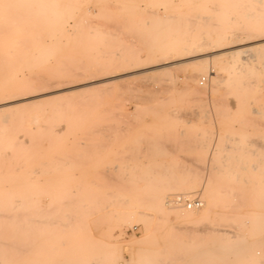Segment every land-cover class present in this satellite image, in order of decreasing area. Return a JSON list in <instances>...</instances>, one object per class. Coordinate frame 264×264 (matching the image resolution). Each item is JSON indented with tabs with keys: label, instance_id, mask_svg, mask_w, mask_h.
Returning a JSON list of instances; mask_svg holds the SVG:
<instances>
[{
	"label": "rangeland",
	"instance_id": "1",
	"mask_svg": "<svg viewBox=\"0 0 264 264\" xmlns=\"http://www.w3.org/2000/svg\"><path fill=\"white\" fill-rule=\"evenodd\" d=\"M52 2L60 16L30 12L24 24L13 0V29L0 38L25 52L1 82L29 76L34 86L0 96V118L38 112L32 131L18 132L17 152L5 149L18 163L14 184L26 180L38 197L22 228L9 222L28 242L10 246L14 264H264L251 257L264 252V30L231 58L214 49L198 65L160 46L234 26L227 0ZM192 72L197 79H184ZM156 190L200 203L206 191L209 215L193 223L136 213Z\"/></svg>",
	"mask_w": 264,
	"mask_h": 264
},
{
	"label": "bare ground",
	"instance_id": "2",
	"mask_svg": "<svg viewBox=\"0 0 264 264\" xmlns=\"http://www.w3.org/2000/svg\"><path fill=\"white\" fill-rule=\"evenodd\" d=\"M17 1L20 2L21 6H22V13H23V15L21 17V19L22 18L23 19L19 22H22V23L24 22V24L27 23V20L30 18V12H31L32 17L40 16L42 18L46 17V16H53L56 18L57 16L61 15V11L59 10L58 7L53 5L52 0H17ZM227 1H228V3H227L228 7L234 8L233 12L232 11L228 12V19L227 20L229 23L234 21V26L226 27L225 29H223L222 31L217 33L215 36H199V37H196L193 39H185L180 43H176L175 41H171V42H168L166 45H162L160 47L161 48L163 47L167 50L173 49V48L183 50L188 54L184 58H186V57L187 58L191 57V59L197 58L196 60L194 59V61L196 62L199 60L198 61V65H199V64H201V61L207 60L208 57H202V56H206V55L208 56L207 53L209 51H212L214 49L223 50V51H225L224 53H230L229 55H231L233 53V51L235 49H237V48H235L234 50H232L234 46L239 45V44L244 43V42L246 43V40L249 37L250 38L252 37L250 35H252L253 33L264 30V0H227ZM32 2H34V4H36V7H34L31 10ZM0 3L3 5V7L0 9V23L1 24L3 23L2 26L0 27V31L2 32V33H0V38H1V35L4 36L5 35L4 33L10 34L12 29H13V22L10 19L12 17L11 9H12L13 0H0ZM23 32H25V25L23 26ZM254 37H255V34H254L253 38ZM257 39L258 38H256V40ZM26 40H27V36L22 35V37H18V39L14 42L15 43H24ZM252 40L254 41V39H252ZM249 42H251V41L249 40ZM247 43H248V41H247ZM12 44H13L12 42H9L8 45L5 47V45L2 43V41L0 39V96L10 95V94L12 95L14 93L16 94L17 92H22V91L28 90L33 85L31 83V79L29 76L28 77H25V76L17 77V79H16L17 81L12 82V83L1 82L3 80H6V79H11L10 73L13 71V68L16 65H19L21 60L25 57L24 56L25 52H23L21 49H18L20 51V53H16L18 50H16L17 48L13 49L14 46ZM260 44H258V46ZM262 44H264V43H262ZM258 46H255V47L259 48ZM260 47H261V45H260ZM247 49H248V47H247ZM172 51L173 50H171V52ZM236 51H235V53H236ZM220 53H222V52H220ZM261 53H263V51ZM163 54H166V53L164 52ZM217 55H221V54H217ZM232 55L230 56V58L232 57ZM249 55L252 58V54H249ZM259 55H260V52H259ZM169 56H168V58H169ZM175 56H176V54H175ZM212 56H214V55L212 54ZM254 56H255V54H254ZM165 57H166V55H165ZM157 58H158V56H157ZM160 58L162 59V57H160ZM182 58L183 57H181V59ZM211 60H214V59L212 58ZM191 61H193V60H191ZM214 61L216 62L217 60H214ZM229 61L230 60H228V62ZM157 62L158 61H156V63ZM195 62H193V63H195ZM30 63H33V61L31 60ZM156 63H155V65H156ZM245 63H247V62H245ZM194 65H196V63ZM242 65H243V63H242ZM197 75H198L197 72H192V73L186 74L184 76L185 77L184 79L187 78V80L188 79L194 80V78L197 79ZM33 77L34 76H32L31 78H33ZM39 77H41V76H39ZM107 77H109V76H107ZM32 80L34 81L35 79H32ZM37 80H39V78H37ZM41 80H42V77H41ZM211 80L213 82L218 81L216 73L211 76ZM32 87L34 88V86H32ZM188 87H190V85ZM36 90H37V88H36ZM194 90H197L195 88V86H194ZM65 92H67V91H65ZM71 92H73V90H71ZM51 97L53 98V96H51ZM22 103H24V102H22ZM7 107H9V106H7ZM18 108H19V106H18ZM4 109H5V107H3V108L1 107L0 111H3ZM18 112H19V110H18ZM37 113H38L37 111L32 113V115H30V114L24 115L25 113H23V116H20V117L19 116H12V114L11 115L4 114L0 118V134H2V136L4 137V138L0 139V264H14V259H15L16 253H18L17 251H15L14 248H10V246H12L14 243H15V246H19L20 244H24V245H20V247H22V246H24L25 248L27 247V245H25V244H27L28 242H27L25 235H23V234L19 235V236L17 235L18 237H16L10 231L11 224L9 222H11V220L13 219V221H15V223H16L15 225L16 226L19 225L18 229H20L19 228V227H21L20 223L28 220L25 216H22V215L26 214L25 211H27L29 207L37 204L36 202L38 200V197L35 194H34V196L31 197L30 193L32 192V189H30L29 183L26 180H22V181H20V183H15V184H14V181H12L11 176L13 175V167L17 162L12 166V163H9L7 161V157L10 158V156H8V154H10V153H8L6 155L5 149L7 147H10L13 152H17L18 148L20 147V144L22 145V143H23L22 141H21L22 143L20 142V139H21L20 137H22V136H19L18 132H20V131L26 132L28 130L32 131L33 128L32 129L29 128L28 123L31 120L33 121V119L36 117ZM41 118H42V116H41ZM39 122L40 121H38V123ZM35 126H37V125H35ZM41 126H43V125H41ZM24 144H25V142H24ZM21 149H22V147H21ZM10 155L12 156V154H10ZM16 155H19V154H15V156ZM257 166H258L257 163H253L250 165V168L252 170H256ZM15 167H16V165H15ZM242 167H245V166H242ZM166 192L167 191H157L156 190V191H152L147 196L142 197V199H144L143 204L135 203V205H134L138 208V209L137 208L135 209L136 213L142 215L143 217H146L148 214L154 215L156 212H159V216L161 214L164 216H167L169 212H173V214H175V217L177 219H182L184 221L193 222V223L201 221L209 215V205H210L211 199H210V195L208 192L206 193V191H205V194H204L205 197H203L204 198L203 203H200V205H202L201 208H197L198 206L197 207H187V205H185L182 201L181 202L178 201L179 199L190 200L187 197H190L192 193L184 192V193H178L175 195H173V194L168 195ZM138 199H140V198H138ZM79 205H80L79 206V210H80V209H82L83 205L81 203ZM13 210H20V211L23 210L24 212L18 211L17 216L18 215L19 216L17 218H13L14 217V216H12ZM156 214H158V213H156ZM162 215H161V217H162ZM150 216H152V215H150ZM166 219H168V218H166ZM17 223H19V224H17ZM61 224L63 226L66 225L64 222H62ZM22 225L24 228V224H22ZM12 226H14V223H12ZM144 229L146 230V233H147L148 229L146 226ZM17 243H19V244H17ZM8 247L10 249H7ZM20 247H19V250H20ZM13 249L15 252L13 251ZM22 250H23V248L21 249V251ZM231 253H232V250L230 249V245L228 244L225 247H223L220 254L227 257ZM214 254L215 255L218 254V251H215ZM257 255H264V252L263 251L261 252L259 249V250H254L251 253V257L257 256ZM93 263L94 262L88 260V261H81V262L78 261V262H75L74 264H93ZM22 264H27V263L24 262ZM117 264H118V262H117Z\"/></svg>",
	"mask_w": 264,
	"mask_h": 264
},
{
	"label": "built area",
	"instance_id": "3",
	"mask_svg": "<svg viewBox=\"0 0 264 264\" xmlns=\"http://www.w3.org/2000/svg\"><path fill=\"white\" fill-rule=\"evenodd\" d=\"M179 202H183L187 207H197L200 205V201L198 199L187 200V199H179Z\"/></svg>",
	"mask_w": 264,
	"mask_h": 264
}]
</instances>
